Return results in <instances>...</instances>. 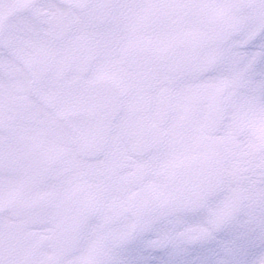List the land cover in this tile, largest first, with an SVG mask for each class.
I'll list each match as a JSON object with an SVG mask.
<instances>
[{
  "label": "snow or ice",
  "instance_id": "1",
  "mask_svg": "<svg viewBox=\"0 0 264 264\" xmlns=\"http://www.w3.org/2000/svg\"><path fill=\"white\" fill-rule=\"evenodd\" d=\"M0 264H264V0H0Z\"/></svg>",
  "mask_w": 264,
  "mask_h": 264
}]
</instances>
